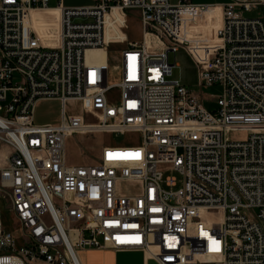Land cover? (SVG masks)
<instances>
[{"label":"built area","instance_id":"2783aa9c","mask_svg":"<svg viewBox=\"0 0 264 264\" xmlns=\"http://www.w3.org/2000/svg\"><path fill=\"white\" fill-rule=\"evenodd\" d=\"M49 2L0 0V184L20 228L18 239L0 215V264H83V248L142 250L160 264H264V17L244 14L261 1ZM115 7L124 32L137 9L140 39L107 38ZM48 8L57 25L43 34L32 10ZM117 41L126 45L111 67ZM182 47L207 50L196 59L200 83L222 86L215 108L173 77L170 55ZM41 99L60 102L59 122H36ZM73 100L98 120L71 112ZM238 130L246 136L232 137ZM90 132L141 141L70 163L68 139Z\"/></svg>","mask_w":264,"mask_h":264},{"label":"rangeland","instance_id":"374dc122","mask_svg":"<svg viewBox=\"0 0 264 264\" xmlns=\"http://www.w3.org/2000/svg\"><path fill=\"white\" fill-rule=\"evenodd\" d=\"M137 9H129V27L126 31L131 39H140L142 37ZM246 15L257 16L263 15V11H250ZM212 30L213 26H209ZM213 31V30H212ZM211 31V32H212ZM126 45L122 41L113 42L109 47L110 66L119 63L118 55L121 49ZM196 56L200 59L207 57V50L201 48H194ZM171 61L177 62L174 66L173 77L180 78L193 92L203 100L205 106L215 108L217 97L222 92V86L219 83L213 85H203L200 83L199 66L196 56L187 48H180L176 53L171 52ZM120 79V73L111 71L109 80L111 83L117 82ZM112 96H118L119 90L116 88L111 92ZM68 108L71 112H84L90 121L98 120V113L96 111H88L83 107L80 101H69ZM61 104L54 99H41L36 108V122H59L61 119ZM246 131H233L232 137L244 138ZM141 135L138 132H90L87 134L73 135L68 139L67 150L70 159L75 160L86 159L89 162H94L100 158L103 146L113 145H134L139 144ZM0 215L6 223L11 225L14 229L17 238L20 237V228L14 220L12 214V201L9 196L7 187L0 184ZM128 253H121L118 264H138L134 259H126Z\"/></svg>","mask_w":264,"mask_h":264},{"label":"crops","instance_id":"0c3cea01","mask_svg":"<svg viewBox=\"0 0 264 264\" xmlns=\"http://www.w3.org/2000/svg\"><path fill=\"white\" fill-rule=\"evenodd\" d=\"M59 1H62V3L69 6H91L94 5L97 0H50L49 3L51 6H55L58 4ZM191 1L196 3L206 2V3H216L218 5H224L226 2L231 0H191ZM253 1H261V4L254 6L252 9L244 10L245 15L247 11L250 12L257 10L264 12V0H253ZM238 8H240V6H238ZM49 13H54V15L56 16L58 12L56 9L53 8L32 10V16L36 23V26L41 30V32H43V34L44 33L47 34L46 30L48 24L51 23L57 25L55 23L56 18H53L54 15L50 16ZM247 16H251V15H247ZM257 16H263V15H257ZM215 18L218 24L221 19V13L217 12L215 14ZM126 20L127 21L129 20V14L126 15ZM122 22H123V14L118 7H115L113 11L107 16L106 36L108 39L110 38L121 39L126 36L127 39L132 40L129 37L127 31L124 32L123 30L120 29L119 25ZM217 24L211 23L210 26H213L214 29L215 25ZM88 53L90 57L94 58L95 60H98L99 62H104L106 60V53L101 49H89ZM68 161L73 164L89 162L86 159H81V160H75L73 158L70 159L69 154H68ZM123 252L128 253L126 259H134L138 264H160L157 259L146 256L142 250H115L112 248H83L80 249L79 251L81 259L84 264H118L117 262L119 260L120 254Z\"/></svg>","mask_w":264,"mask_h":264},{"label":"bare ground","instance_id":"6f19581e","mask_svg":"<svg viewBox=\"0 0 264 264\" xmlns=\"http://www.w3.org/2000/svg\"><path fill=\"white\" fill-rule=\"evenodd\" d=\"M217 12H220V13H221V8H220V7L215 8L214 15H215ZM93 49H95V48H93ZM81 260H82V259H81ZM82 263H83V261H82ZM83 264H84V263H83Z\"/></svg>","mask_w":264,"mask_h":264}]
</instances>
